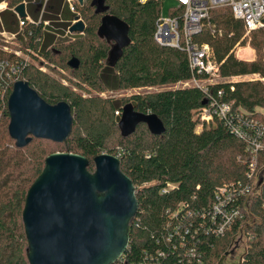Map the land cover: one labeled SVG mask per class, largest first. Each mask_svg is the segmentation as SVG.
Wrapping results in <instances>:
<instances>
[{"label":"trees","instance_id":"obj_1","mask_svg":"<svg viewBox=\"0 0 264 264\" xmlns=\"http://www.w3.org/2000/svg\"><path fill=\"white\" fill-rule=\"evenodd\" d=\"M1 1L12 9L24 0ZM162 2L75 3L84 32L42 50V19L25 20L13 43L0 36L1 59L15 60L2 52L4 46L29 55V61L19 60L16 78L49 105L67 103L72 117L71 134L64 143L32 138L24 148H16L8 135L7 100L13 84L0 85V264H29L22 224L25 197L46 157L57 152L84 157L89 172L94 171L96 156H116L121 172L135 187L137 213L129 224L125 253L115 264H222L240 235L246 247L238 264H264V183L248 198L256 172L264 168V28L247 37L230 8L211 9L206 23L221 36L203 28L193 40L211 47L219 79L207 92L194 86L176 88L192 73L184 51L161 47L153 39ZM63 17L70 18L64 13ZM106 17L127 26V44L114 61L109 55L115 42L100 31ZM246 46L253 50V60L236 58L237 49ZM71 58L79 61L77 69L68 67ZM40 65L46 72L39 70ZM246 76L257 78L243 80ZM127 91L131 94L118 96ZM212 99L229 106V118H247L262 128L255 153L254 133L240 139L227 119H216L197 131L199 111ZM126 106L137 114L155 115L164 133L153 135L141 123L123 137L121 114L115 113ZM223 188L228 196L219 193ZM218 205L220 212L215 209ZM234 209L242 212V218L219 233L225 215Z\"/></svg>","mask_w":264,"mask_h":264},{"label":"water","instance_id":"obj_2","mask_svg":"<svg viewBox=\"0 0 264 264\" xmlns=\"http://www.w3.org/2000/svg\"><path fill=\"white\" fill-rule=\"evenodd\" d=\"M83 4V0H70ZM19 19L26 18L25 5L14 8ZM78 20V17H75ZM79 20L70 33L84 32ZM101 33L115 42L110 59L116 60L126 45L127 26L114 17L102 21ZM71 58L68 67L77 69ZM8 135L16 148L32 138L64 143L72 129L70 107L65 102L49 105L21 80L16 81L7 100ZM145 124L153 135L164 133L155 115H141L126 106L121 111L123 137ZM89 162L72 153L46 157L40 175L29 187L22 210V224L28 244L29 264H115L129 242V224L137 213L135 187L121 172L116 156L101 154Z\"/></svg>","mask_w":264,"mask_h":264},{"label":"built area","instance_id":"obj_3","mask_svg":"<svg viewBox=\"0 0 264 264\" xmlns=\"http://www.w3.org/2000/svg\"><path fill=\"white\" fill-rule=\"evenodd\" d=\"M42 1L40 8L41 13L44 11L48 0ZM147 0H140V2H146ZM85 0H83L84 4ZM22 3H25L24 1ZM68 11L76 14L78 20L75 17L69 22V27L66 33L69 32V28L77 21L82 19L77 14L73 2L70 0H64ZM82 4V5H83ZM79 5V6H82ZM230 8L232 17L236 20H240L243 23L245 36H249L250 32L264 28V0H176L175 8H170V11L175 12V15L163 16L161 13L155 23V31L153 39L157 45L161 47H168L185 52L187 57V64L192 73V78L188 81L179 82L176 88H186L190 86L202 89L204 92L208 91V86L213 85L219 79L218 65L213 59V51L208 44H198L194 42L193 37L199 34L203 28H206L210 35L221 36V33L217 31L216 27L206 23L209 19V13L214 7ZM15 8V7H14ZM14 8H12L14 12ZM15 13V12H14ZM16 14V13H15ZM17 15V14H16ZM30 21L28 18L24 20L18 17V27L24 26V21ZM41 19L38 20V23ZM83 22V21H82ZM43 27L48 25V22H43ZM0 36L6 40V43H13V39L16 38V34H7L5 32L0 33ZM11 46H4L1 48L3 53H10L14 57V61L3 60L0 58V85L10 86L14 84L18 79L16 78L17 70L19 69L18 62L29 61L28 53L20 49H11ZM36 55V54H34ZM36 57H38L36 55ZM39 61L42 59L38 57ZM22 60V61H21ZM40 71L46 72V67H39ZM196 74V75H195ZM220 96V93H218ZM229 106L226 104L218 103L216 100H211L208 106L199 111V125L197 131H200L204 125H208L216 119L228 120L230 130L233 134L243 140H247L248 132L252 131L254 137H251V151L255 153L260 148V143L255 139H259L263 135V130L258 126L257 122L249 121L247 118H240L234 116L229 118ZM116 116H120L121 113L116 112ZM221 195H227L229 192L227 189H220ZM223 204V203H222ZM221 205L215 207L217 212H220ZM264 207V205H263ZM242 218V212L239 209H234L228 212L224 219L223 224L219 228L218 232L222 233L227 229L235 220Z\"/></svg>","mask_w":264,"mask_h":264},{"label":"crops","instance_id":"obj_4","mask_svg":"<svg viewBox=\"0 0 264 264\" xmlns=\"http://www.w3.org/2000/svg\"><path fill=\"white\" fill-rule=\"evenodd\" d=\"M24 2L26 18H28L29 20H37L41 18L44 22H48V25L43 27V31L45 33L40 44L41 50L46 45H52L56 43V36H54V34H61L62 37H69L66 33V30L70 25L69 22L71 21V18L63 17V13L65 10L64 2L61 3L60 0H50L49 7L47 2L46 7L44 8V11L42 13L39 6V0H24ZM2 32H5L7 34H11L14 32L13 34L17 33L21 35V28L18 27V16L13 12L12 9L7 8L4 1L0 2V33ZM251 53L252 58L250 60H253V50L251 51ZM247 77L249 76L244 77L243 80H245ZM261 111L264 113V109H262Z\"/></svg>","mask_w":264,"mask_h":264},{"label":"rangeland","instance_id":"obj_5","mask_svg":"<svg viewBox=\"0 0 264 264\" xmlns=\"http://www.w3.org/2000/svg\"><path fill=\"white\" fill-rule=\"evenodd\" d=\"M175 6H176V0H163L160 13L163 16H166L168 14L170 8H173ZM64 7H65L64 15L69 16L70 18H74L76 16V14L70 13L68 11L66 5H64ZM40 19L41 18H39L38 20H40ZM63 35H64V33H63ZM74 35H76V33H68L69 37H62L61 34H54V36H56L55 42L58 43V42L65 41L67 39L72 38ZM239 49H237V51L235 53L236 58H238L240 60H250L252 58V53H251L252 50L249 47H245L244 48L245 50L242 49L239 51ZM256 78H257V76H249L245 80H252V79H256ZM149 90H153V89H149ZM133 92H136V91H133ZM130 94L131 93L129 91H127L124 94H121L118 96L130 95ZM107 95L108 94H102V97H105ZM114 96L117 97V95H114ZM115 116H116V114H115ZM263 183H264V168H263V170H259L256 172L254 180H253L251 188H250V191H249V194H248V198L251 197L255 192H257ZM245 247H246L245 237L240 235L239 237L236 238L233 246L231 247L229 252H227L225 257L223 258L222 264H238V262L242 258L243 252L245 251Z\"/></svg>","mask_w":264,"mask_h":264}]
</instances>
